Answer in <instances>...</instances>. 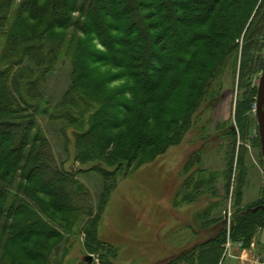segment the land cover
I'll use <instances>...</instances> for the list:
<instances>
[{
	"label": "rangeland",
	"instance_id": "374dc122",
	"mask_svg": "<svg viewBox=\"0 0 264 264\" xmlns=\"http://www.w3.org/2000/svg\"><path fill=\"white\" fill-rule=\"evenodd\" d=\"M232 1L239 3L242 11L230 19L229 15L216 13V10L209 25L223 27L232 22L224 43L229 47L236 45L238 57L235 60L227 57V61L223 62L222 74L213 79L210 82V90L202 93L201 98L197 99L198 106L191 112L190 125L187 129L179 131L178 138H175V135L168 138V135L175 132L173 127L167 133L159 130L157 118L161 116L163 105H171V101L162 102L160 97L153 102L150 100V120L143 119L140 115L134 116V112L130 114L126 128L105 127L107 124L104 113L118 114L124 109L123 102H128L129 94H126V97L123 93L126 92L125 86L135 81L130 76L132 70L128 68L119 74L121 68L117 66L95 63L92 52L104 49L98 41H92L93 37L90 35H83L73 28L55 29L51 34V40L64 41L63 49L52 72L41 81L44 100L34 101L38 107L35 115L37 125L28 134V144L36 150L39 144L32 142L34 134L38 131L43 133L51 147L50 156L56 159L61 170L73 175L75 181L83 185L86 191V199L77 200V204H87L91 207L96 219L92 228L94 235L89 236L85 232L86 225H83L87 214H83L81 220L71 226L72 223L64 220L74 216L72 212L63 210L61 213L49 209L53 198L44 193H37L34 198L26 197L20 190L12 188L6 212L11 210L14 203H24L33 212L39 213L52 228L61 232L60 239L47 241L52 248L59 243L48 259L36 264H46L47 261L48 264H101L102 258L109 255L103 249L105 245L109 248L112 246L116 251L112 264H167L195 247L198 249L207 245L219 236L223 227L226 228V236L231 235L232 238L231 226L236 210L245 207L247 211L264 209V204L251 207L264 198V158L257 117L258 85L264 68L260 67L254 71L250 78H240L245 31L253 19L257 22V14L263 16L264 0H254V5L248 3L249 0ZM230 2L231 0H224L223 3ZM20 3L21 0H16L13 10L18 11ZM250 8L252 12L246 19L247 10ZM75 16H78V13H75ZM14 18L13 16V20ZM263 21L264 18L261 22ZM24 22L28 26L35 24V21L30 19ZM71 40L75 42L71 43ZM3 46L1 42L0 55ZM257 58L263 60L264 66V47ZM6 63L9 62H4V66ZM77 63L79 66L76 71L81 75L77 81L78 91L84 92L87 99L95 103V108L82 104L80 110H76L78 107L71 110L70 104H65L64 96L71 86L72 71ZM4 66L0 64V69L3 70ZM200 85L202 89L205 88L203 84ZM137 87L136 85L135 88ZM163 90L164 88L158 96L162 95ZM247 93L251 96L250 109L246 114L249 122L245 127L246 138H243L237 127L236 110L238 103L245 100ZM141 95L137 88L135 96ZM102 106L104 112L94 118L95 122H92L93 117H90L89 122L90 113L99 111ZM63 108L69 109L73 116L69 119L66 115L55 116L54 111ZM80 115L83 116L79 117ZM84 115L85 118L88 117L85 122V118L81 119ZM171 116L172 114L167 118L170 119ZM14 117L17 116L0 114V119ZM92 123L93 128L90 131ZM126 129L132 134L131 138H134L132 147L120 136ZM140 131L152 138L154 147L137 152L134 148L135 135ZM234 131L237 139L236 149L232 151L229 135ZM88 136L94 137L93 148L101 147L100 153L89 158L81 144ZM166 138L169 140L164 142ZM30 145L25 149L26 152L31 149ZM239 152L244 155V168L238 164ZM135 153L137 158L129 165L127 159ZM98 159L113 164V167H108L112 168L110 171L116 169L110 174L112 177L102 175L101 169L106 165L97 164ZM242 168L246 171V182L240 189L238 176ZM21 180L19 174L16 183L20 184ZM76 187L75 184L74 188ZM105 189L107 194H104ZM238 189L242 191L240 196L236 195ZM47 208L50 211L42 212ZM25 217V213H20L17 217L18 223ZM61 220L64 221V229L58 225ZM16 231L15 228L12 233L15 234ZM263 233L264 227L257 231L250 245L243 243L244 248L251 251L244 252L237 247L232 248L233 255L223 251L217 264H264V249H261L259 241L263 239ZM27 237L19 239L14 246V243H10V253L3 251V245L0 243V264H22L26 259L21 248L31 247V242L40 243L45 240L39 235L32 236L31 239ZM93 240L96 244H93ZM97 242L101 247H98ZM252 242H255L253 248ZM225 243L222 245L224 250ZM90 247H93L96 253H90ZM103 252L107 255L102 257ZM88 255L93 256L91 263L85 260ZM189 260L185 257L177 264H199L195 260Z\"/></svg>",
	"mask_w": 264,
	"mask_h": 264
},
{
	"label": "trees",
	"instance_id": "16d2710c",
	"mask_svg": "<svg viewBox=\"0 0 264 264\" xmlns=\"http://www.w3.org/2000/svg\"><path fill=\"white\" fill-rule=\"evenodd\" d=\"M15 2L16 0H0V43L4 45L0 64L4 66V62H9L2 67L3 70L0 69V114L17 116L0 119V243L3 245V251L10 253L8 250L10 243H14V246L19 239L26 236L29 239L35 235L43 237L44 241L31 242V247L21 248L26 259L22 264H31L29 261L36 264L48 259L59 243L52 248L47 241L60 239L61 232L52 228L39 213L33 212L24 203L18 205L14 203L11 210L6 212L12 188L20 190L26 197L34 198L35 194L44 193L49 198H53L49 209L61 213L63 210L72 212L74 216L64 220L72 223L71 226L78 223L83 214H87L83 225H86L85 232L89 236L94 235L92 228L96 219L91 207L87 204H77V200L86 199V191L83 185L75 181L73 175L61 170L56 159L50 156L51 147L43 133L38 131L36 135L34 134L32 142L39 144L36 150L28 144V134L37 125L35 115L38 107L34 101L44 100L41 81L52 72L63 49V40H51V34L55 29L73 28L83 35L92 36V41H98L104 49V51L92 52L95 63L117 66L121 68L119 74L124 73L128 68L132 70L130 76L135 81L125 86L126 92L123 93L125 96L129 94V97L126 96L128 102H123L124 109L118 114L104 113L107 124L105 127L126 128L127 121L131 118L129 116L134 112L136 113L134 116L140 115L148 120L152 116V112L148 111L150 100L153 102L160 97V100L163 99L162 102L171 101V105L168 103L163 105L161 116L157 118L159 130L167 133L173 127L175 132L168 135V138L174 135L178 138L179 131L187 129L190 125L191 112L198 106L197 99L208 92L210 82L222 74L223 62L229 57L231 60L238 57L237 46L229 47L224 43L232 22H229V26L210 27L211 16L217 10L216 13L229 15L230 19H233L237 12L242 11V7L232 0L229 4L223 3L224 0H21L17 11L13 10ZM248 3L254 5L255 1L249 0ZM247 11L246 19L252 9ZM75 13H78V16H75ZM262 15L257 14V22L253 19L245 31L240 63L241 80L250 78L252 73L260 67L264 68L263 60L257 58L264 47L262 44L264 21L261 22L264 11ZM26 19L34 20L35 24L28 26L24 22ZM246 19L242 24L243 27ZM73 42L75 41L71 40V43ZM78 66L79 63L72 71L71 86L64 96L65 104H70L71 110L77 107L76 110H80L82 104L95 108V103L89 101L84 92L78 91L77 81L81 76L76 71ZM200 84H203L205 88L202 89ZM136 85L142 94L140 97L135 96ZM162 88H164L162 95L158 96ZM249 97L251 96L247 93L245 100L238 103L236 110L237 127L243 134V138H246L245 127L249 122L246 115L250 109ZM103 109L102 106L99 111L94 110L90 113L88 117H93L92 122H95L94 118L104 112ZM55 111V116L66 115L67 119L73 116L69 109ZM170 114L173 117L169 119L167 117ZM85 115L81 118L82 120ZM88 117L83 121L85 122ZM92 128L93 123L90 131ZM120 136L128 146L132 147L134 138H131L132 134L128 133L127 129L125 132L122 131ZM229 136L232 151H235L236 132ZM135 138L134 148L137 152L155 146L152 138L147 137L143 131L137 133ZM164 140L167 142L169 139ZM94 142L93 136H88L81 141L83 148L87 151V158L101 152L100 146L92 147ZM28 145L31 149L26 152ZM136 158L137 153L128 158L129 165ZM244 161V155L239 152L240 167L244 168ZM96 163L107 166L106 168L103 165L101 169L104 177L116 171V169L110 171L112 168H108L113 167L110 161L98 159ZM243 168L238 176L240 189L246 182V171ZM19 174L22 179L20 184L16 183ZM75 184L76 188H74ZM106 191L105 189L104 194H107ZM241 194L242 191L238 189L236 195ZM260 204H264V198L251 207ZM49 209H42V212L50 211ZM20 213H25L26 217L18 223L17 217ZM64 221L61 220L58 224L60 228L64 229ZM263 227L264 209L257 211H247L246 207L238 209L234 212L231 226L232 238L250 245L257 231ZM15 228L17 231L13 234L12 231ZM225 229L223 227L219 236L209 241L207 245L198 249L195 247L167 264H177L185 257L187 261L189 258L191 262L195 260L199 264H217L224 251L222 245L227 237ZM92 242L96 244V241ZM97 245H99L98 242ZM89 249L90 253H96L93 247ZM103 249L109 255L103 252L101 256H107L102 258V263L112 264V259L116 255L115 249L107 245Z\"/></svg>",
	"mask_w": 264,
	"mask_h": 264
},
{
	"label": "water",
	"instance_id": "95a60500",
	"mask_svg": "<svg viewBox=\"0 0 264 264\" xmlns=\"http://www.w3.org/2000/svg\"><path fill=\"white\" fill-rule=\"evenodd\" d=\"M257 117L259 124V135L261 141L262 154L264 158V72L261 75L260 82L258 85V95H257ZM85 260L88 263L93 261V256H86Z\"/></svg>",
	"mask_w": 264,
	"mask_h": 264
},
{
	"label": "built area",
	"instance_id": "2783aa9c",
	"mask_svg": "<svg viewBox=\"0 0 264 264\" xmlns=\"http://www.w3.org/2000/svg\"><path fill=\"white\" fill-rule=\"evenodd\" d=\"M227 211V210H226ZM226 215V218L227 220L229 221V215H228V212L225 213ZM230 234V233H229ZM255 246V242H252L251 244V247L253 248ZM234 247H237L238 250H240V248L242 249V251H251V250H248L247 248H244L243 246V242L241 240H238V241H234L232 238H231V235H229L227 237V241L225 243V254L227 253H231L232 251V248ZM233 255V253H231Z\"/></svg>",
	"mask_w": 264,
	"mask_h": 264
},
{
	"label": "crops",
	"instance_id": "0c3cea01",
	"mask_svg": "<svg viewBox=\"0 0 264 264\" xmlns=\"http://www.w3.org/2000/svg\"><path fill=\"white\" fill-rule=\"evenodd\" d=\"M259 241H260L261 249H264V233H263V239L262 240L259 239Z\"/></svg>",
	"mask_w": 264,
	"mask_h": 264
}]
</instances>
